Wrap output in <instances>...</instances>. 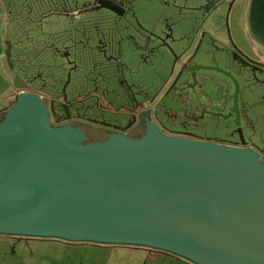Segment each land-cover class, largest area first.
Segmentation results:
<instances>
[{
    "label": "water",
    "instance_id": "1",
    "mask_svg": "<svg viewBox=\"0 0 264 264\" xmlns=\"http://www.w3.org/2000/svg\"><path fill=\"white\" fill-rule=\"evenodd\" d=\"M233 57L264 71L235 47ZM211 70L186 60L175 78L198 84L220 118L229 103L238 117V90L229 94ZM20 96L0 122V235L264 264V163L239 129L238 146L157 132L83 145L77 131L49 127L38 98Z\"/></svg>",
    "mask_w": 264,
    "mask_h": 264
},
{
    "label": "rangeland",
    "instance_id": "2",
    "mask_svg": "<svg viewBox=\"0 0 264 264\" xmlns=\"http://www.w3.org/2000/svg\"><path fill=\"white\" fill-rule=\"evenodd\" d=\"M234 3L0 0V112L15 84H23L44 97L77 102L71 110L86 118L122 124L124 112L167 89L188 60L211 68L208 77L229 94L238 90V117L226 111L217 119L203 115L200 106L209 103L197 88L194 96H181L192 114L163 120L165 126L222 143L239 141V129L246 143L264 152V71L233 57L234 47L246 54L232 34Z\"/></svg>",
    "mask_w": 264,
    "mask_h": 264
},
{
    "label": "flooded vegetation",
    "instance_id": "3",
    "mask_svg": "<svg viewBox=\"0 0 264 264\" xmlns=\"http://www.w3.org/2000/svg\"><path fill=\"white\" fill-rule=\"evenodd\" d=\"M256 60L264 64V61L257 58ZM175 77L173 78L171 85L167 89L161 90L152 99L146 100L144 107L140 106L142 104H138L140 108L136 111L124 112L126 115V121L122 124H110L105 121L86 118L81 114V112H79V109H76L75 112L71 110V108L74 107L77 102H69L65 96L59 97L57 99L53 97H44L34 92L27 85L23 84L20 85L21 87L19 88H15L14 86L13 93L11 95V102L6 109L0 112V122L5 118L6 111L15 103H17V101L21 98L20 94H25L27 96H33L39 99L40 103L47 113L48 125L50 128L61 129L67 127L77 131L82 138L81 143L83 145L105 143L112 137L116 136L122 137L125 140L137 141L142 140L151 132H157L160 135H164L173 139H185L211 144L238 146L240 143V137L239 141L237 142H212L211 140L196 137L185 132L172 131L165 126L163 120H172L181 114L185 116L192 114V112H190V109L186 108L183 102V98L192 97L197 92L196 86H198V84L194 86L193 81L189 80L185 85L181 86L179 85V79H176ZM103 91L107 92V88H105ZM91 96L92 94H88L85 96L82 95L80 97L86 99ZM181 96H183V98ZM209 98L211 97L209 96ZM205 99L206 101H208V97ZM108 102L105 103L108 104ZM215 105L216 102L207 104L205 106L201 105L200 108L203 110V115H209L210 117L216 119L220 118V115L218 113L210 111L211 108H213V106ZM230 107L231 104L229 103L224 110L228 112ZM224 112L222 117L225 116ZM246 146L250 147L257 154L258 160L260 162L264 163V152L262 150L249 143H246ZM149 251L156 252L154 250Z\"/></svg>",
    "mask_w": 264,
    "mask_h": 264
},
{
    "label": "crops",
    "instance_id": "4",
    "mask_svg": "<svg viewBox=\"0 0 264 264\" xmlns=\"http://www.w3.org/2000/svg\"><path fill=\"white\" fill-rule=\"evenodd\" d=\"M232 8V34L236 45L246 49L248 56L254 59L260 56L257 59L264 61V0H235ZM3 29L0 19V36ZM0 247L4 249V254L0 253V264H163L166 261L178 264L184 261L145 248L6 235H0ZM184 264L190 263L185 261Z\"/></svg>",
    "mask_w": 264,
    "mask_h": 264
},
{
    "label": "trees",
    "instance_id": "5",
    "mask_svg": "<svg viewBox=\"0 0 264 264\" xmlns=\"http://www.w3.org/2000/svg\"><path fill=\"white\" fill-rule=\"evenodd\" d=\"M157 253H162V252H159V251H156Z\"/></svg>",
    "mask_w": 264,
    "mask_h": 264
}]
</instances>
